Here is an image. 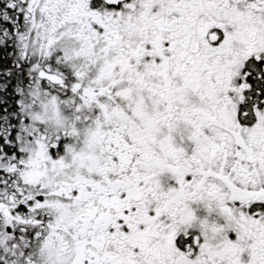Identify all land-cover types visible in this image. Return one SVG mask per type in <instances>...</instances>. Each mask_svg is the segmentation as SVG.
I'll list each match as a JSON object with an SVG mask.
<instances>
[{"label": "snow or ice", "instance_id": "snow-or-ice-1", "mask_svg": "<svg viewBox=\"0 0 264 264\" xmlns=\"http://www.w3.org/2000/svg\"><path fill=\"white\" fill-rule=\"evenodd\" d=\"M0 264H264V0H0Z\"/></svg>", "mask_w": 264, "mask_h": 264}]
</instances>
